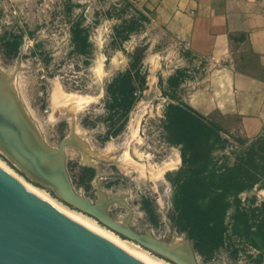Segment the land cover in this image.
Instances as JSON below:
<instances>
[{
	"label": "rangeland",
	"instance_id": "obj_1",
	"mask_svg": "<svg viewBox=\"0 0 264 264\" xmlns=\"http://www.w3.org/2000/svg\"><path fill=\"white\" fill-rule=\"evenodd\" d=\"M146 19L127 0H0V103L45 153L62 146L38 158L0 140V166L151 260L180 264L69 205L43 180L41 173L53 174L46 161L57 158L79 198L182 264H264V134L237 139L193 114L183 100L193 72L172 47L150 39ZM137 59L146 84L119 117L122 97L106 91ZM197 133L214 141L215 158L234 170L236 193L221 234L199 250L177 226V173Z\"/></svg>",
	"mask_w": 264,
	"mask_h": 264
},
{
	"label": "crops",
	"instance_id": "obj_2",
	"mask_svg": "<svg viewBox=\"0 0 264 264\" xmlns=\"http://www.w3.org/2000/svg\"><path fill=\"white\" fill-rule=\"evenodd\" d=\"M127 1L148 19L150 39L193 72L183 96L191 111L227 136H263L264 0Z\"/></svg>",
	"mask_w": 264,
	"mask_h": 264
},
{
	"label": "water",
	"instance_id": "obj_3",
	"mask_svg": "<svg viewBox=\"0 0 264 264\" xmlns=\"http://www.w3.org/2000/svg\"><path fill=\"white\" fill-rule=\"evenodd\" d=\"M5 122L0 123L2 132L10 137L6 129L9 122ZM10 125L17 132L21 129L17 120L14 123L10 121ZM61 147L54 153L46 152L45 156L49 158L59 154ZM41 175L75 209L93 217L111 231L182 264L154 241L146 243L141 236L113 223L96 206L79 198L67 184L61 168L53 174L46 172ZM60 181L61 185L58 184ZM0 264L153 263L56 209L47 199L20 184L0 168Z\"/></svg>",
	"mask_w": 264,
	"mask_h": 264
},
{
	"label": "trees",
	"instance_id": "obj_4",
	"mask_svg": "<svg viewBox=\"0 0 264 264\" xmlns=\"http://www.w3.org/2000/svg\"><path fill=\"white\" fill-rule=\"evenodd\" d=\"M129 67L106 91L122 97L121 104L115 105L120 110L119 117H125L133 108L146 84L147 73L141 60L131 62ZM193 114L219 130L215 124ZM187 144L188 152L183 153L182 166L177 173L182 195L177 226L187 233L188 238L194 241L195 249L199 250L201 241L214 238L223 230L226 213L236 198L229 177L235 172L215 158V142L203 134H195L194 141Z\"/></svg>",
	"mask_w": 264,
	"mask_h": 264
},
{
	"label": "bare ground",
	"instance_id": "obj_5",
	"mask_svg": "<svg viewBox=\"0 0 264 264\" xmlns=\"http://www.w3.org/2000/svg\"><path fill=\"white\" fill-rule=\"evenodd\" d=\"M89 99V98H88ZM1 104V103H0ZM7 103H3L1 104L0 106V123L2 122H5V123H8L9 125L7 126L6 129H8L7 131L10 132V137H12V143H14V145L11 144V142H9V140L7 139L9 137L8 134H6L5 132H2L3 128H2V125H0V140L2 142H4L5 144H7V146H9V150H14L15 152L14 153H21L22 150L26 151L28 150V152H31L34 157H38V158H42L44 153H45V149L42 147L40 141L38 138L35 137H31L29 136L26 131L24 130V128L22 127L20 130L15 131L13 128H11L12 126L10 125V121L11 122H14L12 120L15 119V121L17 120L18 121V118H16L14 115H9L7 111H5L7 109ZM11 116V117H9ZM8 121V122H7ZM21 126V125H20ZM9 137V138H10ZM38 139V140H37ZM8 150V151H9ZM20 158V157H19ZM23 159V158H22ZM38 162V161H37ZM54 162L56 163L57 162V158L54 157L53 159L51 160H47L46 161V165L44 166V168L46 170H48L49 172H56L57 170H59L61 168V166L58 168L55 166ZM0 168L6 173L8 174L10 177H12L14 180H16L17 182H19L20 184L24 185L21 181H19V179H17L15 176H13L8 170H5L3 169L1 166ZM25 187H27L26 185H24ZM28 188V187H27ZM31 190V189H30ZM34 191V190H32ZM35 193H37L36 191H34ZM38 194V193H37ZM41 196V195H40ZM49 201V200H48ZM50 202V201H49ZM51 203V202H50ZM56 209L62 211L63 213L69 215L70 217L76 219L77 221L83 223L84 225L90 227L91 229L97 231L98 233L104 235L105 237L111 239L112 241L118 243L119 245L127 248L128 250L136 253L137 255L143 257L144 259L148 260L149 262L153 263V264H163L162 262H158V261H154V260H151L149 259L148 257L140 254V253H137L136 251L130 249L129 247H126V245L121 242L120 240H118L117 238H115L111 233L109 232H106V231H103V230H100L98 228H96L95 226H93L90 222H87L85 219H83L82 217H80L79 215L77 214H74L72 212H69L65 209H61L59 208L58 206L54 205L53 203H51ZM114 223V222H113Z\"/></svg>",
	"mask_w": 264,
	"mask_h": 264
}]
</instances>
